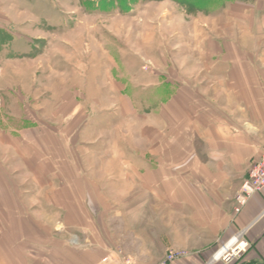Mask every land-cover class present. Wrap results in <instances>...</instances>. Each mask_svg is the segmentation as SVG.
<instances>
[{
  "label": "crops",
  "instance_id": "0c3cea01",
  "mask_svg": "<svg viewBox=\"0 0 264 264\" xmlns=\"http://www.w3.org/2000/svg\"><path fill=\"white\" fill-rule=\"evenodd\" d=\"M202 22L189 24L188 52L169 69L134 77L133 96L108 85L109 121L125 124L87 140L93 158L107 144L92 172L101 183L83 160L99 99L65 90L57 127L12 91L28 123L19 130L0 96V264H157L172 250L189 255L170 264H264V190L235 212L264 151V0H221ZM119 178L122 196L104 197ZM241 243L230 262L217 257Z\"/></svg>",
  "mask_w": 264,
  "mask_h": 264
},
{
  "label": "rangeland",
  "instance_id": "374dc122",
  "mask_svg": "<svg viewBox=\"0 0 264 264\" xmlns=\"http://www.w3.org/2000/svg\"><path fill=\"white\" fill-rule=\"evenodd\" d=\"M18 1L0 0V96L8 106L14 103L12 116H18L10 123L19 130L28 127L22 121V103L16 102L18 91L21 99L27 100L26 106L41 119L54 122L51 124L58 121L52 120L51 114L61 94L77 91L85 96L84 103L99 99L101 107L85 142L96 138L99 129L106 133L109 123L125 124L121 119L109 121L106 108L114 96L108 88L111 83L126 85L133 96L131 92L139 87L134 77L149 79L145 73L156 65L163 71L169 69L171 61L188 52L182 44L189 41V24L203 23V12L221 4V0ZM164 54L168 67L160 60ZM89 149L83 159L88 175L100 183L106 181L104 174L92 172L99 167L96 163H101L98 152L106 154L107 144L99 145L95 158ZM112 185L101 188V194L122 196L124 181L119 178ZM135 193L138 191L133 189L131 196Z\"/></svg>",
  "mask_w": 264,
  "mask_h": 264
},
{
  "label": "built area",
  "instance_id": "2783aa9c",
  "mask_svg": "<svg viewBox=\"0 0 264 264\" xmlns=\"http://www.w3.org/2000/svg\"><path fill=\"white\" fill-rule=\"evenodd\" d=\"M264 190V151L262 152L259 159H257L250 168L248 177L244 181L241 190L235 196V212L240 213L243 208L248 204L250 199L258 193H261ZM234 244V241L230 243ZM245 243H241L235 246L234 249L223 248L218 254L217 257L224 259L227 262H230L232 258L238 256L246 248ZM189 254L183 250H172L169 251L166 256L159 261L157 264H170L177 260L187 257ZM106 259L105 261H107ZM123 264H133L130 261H124Z\"/></svg>",
  "mask_w": 264,
  "mask_h": 264
}]
</instances>
